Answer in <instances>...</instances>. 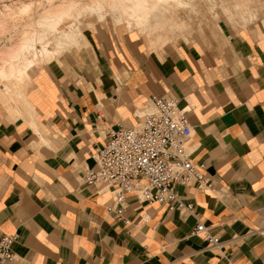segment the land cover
<instances>
[{
  "label": "crops",
  "instance_id": "obj_1",
  "mask_svg": "<svg viewBox=\"0 0 264 264\" xmlns=\"http://www.w3.org/2000/svg\"><path fill=\"white\" fill-rule=\"evenodd\" d=\"M117 26L128 40L88 32L80 53L36 72L21 117H0V232L15 236L12 264H264V29L147 53L132 40L140 34ZM155 97L187 111L192 162L213 188L174 187L191 212L131 195L114 220L109 191L82 182L96 167L87 152ZM198 224L217 248L192 234Z\"/></svg>",
  "mask_w": 264,
  "mask_h": 264
},
{
  "label": "built area",
  "instance_id": "obj_2",
  "mask_svg": "<svg viewBox=\"0 0 264 264\" xmlns=\"http://www.w3.org/2000/svg\"><path fill=\"white\" fill-rule=\"evenodd\" d=\"M186 112L173 97H155L152 108L145 110L136 124L119 126L100 148L87 152L96 167L85 170L82 182L109 191L112 203L107 212L114 220H122L131 195L141 203L158 204L168 211L184 208L191 212L192 207L180 200L174 187L197 183L204 190L213 188L201 166L192 162ZM192 234L201 236L208 249L220 244L203 224H198ZM14 242L15 236L0 232V264L14 262Z\"/></svg>",
  "mask_w": 264,
  "mask_h": 264
},
{
  "label": "rangeland",
  "instance_id": "obj_3",
  "mask_svg": "<svg viewBox=\"0 0 264 264\" xmlns=\"http://www.w3.org/2000/svg\"><path fill=\"white\" fill-rule=\"evenodd\" d=\"M119 1L120 0H0V72H1L0 73V117L1 119L4 118L13 119L14 117H21L23 115L21 109L24 106L28 107V104L25 102V94L36 72L50 61H54V60L58 61L64 58H73L78 53H80L83 50L82 49L83 47L89 45L86 39V35L88 32H97L98 34H101L102 36L105 37L106 36L116 37L119 36L120 33H125V38L127 39L129 37V34L127 33L126 29L123 26H117V25L122 24L127 26V24H125L128 21L127 17L128 15L133 16V12L128 10L124 12L121 8L117 7L116 5ZM147 1L148 3L153 5L156 3L155 0H147ZM182 1L187 3V5H189L190 3L193 4V5H189L192 8L189 7L188 8L189 10L187 9L185 11L183 9L177 10L176 9L177 4H175L173 5L174 10L173 8L172 10H169L168 6L165 7L164 5L161 4L158 5L159 13H157V15L159 14V18L158 19H156L157 17L154 18V14H153V16L150 17L148 24L146 25L147 27L145 26L143 28L142 26L141 28H137L135 26L136 18L134 19L135 21L134 20L131 21L132 23H134L133 24L134 30L131 31H134L135 33L141 35V36L140 35L135 36V38L132 39L133 41H135V44H137L139 48L141 47V49L146 50L147 53L153 51L154 52L172 51L182 44H188L191 46L192 45L200 46L203 49H209L214 46H221V47L224 46L227 33L229 32L240 31L247 28L264 29V5L262 6V4L261 6L263 8L258 9V13H257L258 15L254 17V19L252 18L251 20H244L240 16L237 17L238 20L232 19L231 21L230 20L225 21L224 16L221 15V18L219 20L220 22H217L214 20L211 21L209 17H206L203 14L196 16L195 14H193V7L196 8L197 10L201 9L202 7L201 5H198V0H193V1L182 0ZM212 1L214 2V4H218L219 2L222 3L226 2L224 0H212ZM204 2L206 4L209 3V1L206 0H204ZM96 3H102L105 6V8L109 11L110 14L107 16L106 20L100 22L99 20H97L98 18L96 16L91 15L92 17H90L89 14H85L86 16L84 15V17L82 18L81 20L82 25L79 27V29L77 30L75 29L74 31L70 30L71 32H69V34L67 32L68 35L74 38V40L72 41L69 47L65 49L64 48L61 49L60 53H58L57 55H53V58L51 56L45 61H42L40 58H37L36 61L34 62L35 64H33L34 66L32 65L33 68L31 67V69L29 68L26 71L27 75H25L24 72V74L22 75V77L24 76L23 79L22 77L21 78L17 77L16 79H14L15 76L9 77V79L11 78L10 80H12V82L9 80L10 83H8L7 82L8 78H5L6 80L3 78V74L9 72L13 64L17 65L18 61H20L21 58L23 59L24 53L22 51L26 47L28 41L31 38H33L36 35V33L37 35L40 34L41 29L38 28L39 26L37 24L40 23L39 21H41V19L42 21H44V18L48 16L59 14L60 11L62 12L65 11L71 4H75V6L81 8L84 5H88V4L94 5ZM250 6L253 5L250 4ZM115 7L118 9L117 11L119 12V13L117 12V14L114 13V11L116 10ZM119 9L121 10L119 11ZM191 9L192 11H190ZM183 12L185 13L182 14ZM197 17L203 18V20L201 19L199 21ZM118 19H122V22L119 23ZM68 21L70 20L69 19L64 20L66 24L70 23ZM180 21L181 22L183 21V24H181ZM72 22L73 20L71 21V23ZM188 23H193L195 25ZM100 26H102L103 28H101ZM26 38H28V40ZM143 38L144 39L146 38L148 42L153 44V46L149 47L148 49L145 46L144 43L145 40ZM1 76L3 79L1 78ZM20 79L22 80L19 82ZM140 116L141 114L138 115V117Z\"/></svg>",
  "mask_w": 264,
  "mask_h": 264
},
{
  "label": "bare ground",
  "instance_id": "obj_4",
  "mask_svg": "<svg viewBox=\"0 0 264 264\" xmlns=\"http://www.w3.org/2000/svg\"><path fill=\"white\" fill-rule=\"evenodd\" d=\"M155 1H156V3L153 5V4L148 3L147 0H120L116 6L121 8L124 12L127 10L133 12V16L130 15L131 16L130 17L128 15V17H127L128 21L125 23V24H127V27L129 28V30L131 31V30H134L133 29L134 23H132L131 21H133L135 18H136L135 26L137 28H141L142 26L144 28L148 24L149 19L151 16H153V14H154V18L157 17L156 19H158L159 18V14L157 15V13H159L158 5L162 4L165 7L168 6L169 10H172V8L174 7L173 5L177 4V8H176V6H175V8L177 10L183 9L184 11L190 7L189 5H193L191 3L189 5H187V3H185L182 0H155ZM206 1H209V3L206 4L204 2V0H198V5H201L202 7H201V9H198V10L193 7V14H195V16L203 14L206 17H209V19H211V21L214 20L217 22H220L219 20L221 18V15L224 16L225 21H229V20L231 21L232 19H237V17H240V16L244 20H251L252 18L254 19V17H256L258 15L257 14L258 9L263 8L262 6L264 5V0H224V1H226L225 3L219 2L218 4H214V2L212 0H206ZM250 4H252L253 6H250ZM261 4H262V6H261ZM59 8H61V7H59ZM190 8H192V7H190ZM203 8H204V11H203ZM121 9H119V11ZM117 10L118 9L116 8L114 13L117 14V12H118ZM173 10H174V8H173ZM190 11H192V9ZM168 13H169V11H168ZM184 13L185 12H183L182 14H184ZM85 14H89L90 17H92L91 15H94L98 18L97 20H99L101 22L103 20H106L107 16L110 13L102 3H96L94 5L88 4V5H84L81 8H78L77 6H75V4H71L65 11H63V12L60 11L59 14L48 16V17L44 18V21H42V19H41L42 22L39 21L40 25L37 24L39 26L38 28L41 29L40 34L37 35V33H36V31L38 30L37 29L35 31L36 35L35 36L33 35L34 37L28 41V43L26 44V47L22 51L24 53L23 59L21 58L20 61H18L17 65L13 64V66L10 68V71L7 72L6 74H3V78L4 79L8 78V81H7L8 83H10L9 80L11 79V78L9 79V77L15 76L14 79H16L17 77L21 78L22 75L24 74V72H25V75H27L26 71L29 68L31 69L32 65L35 64L34 62L36 61L37 58H40L42 61H45L48 58H50L51 56L53 58V55H57L58 53H60L61 49H63V48L65 49V48L69 47L71 45L72 41L74 40V38H72L68 34L72 30L74 31L75 29L76 30L79 29V27L82 25L81 20ZM132 17H133V19H132ZM192 17H193V15H192ZM190 18H191V16H190ZM66 19H69L70 21H68V22H70V23L66 24L64 22V20H66ZM198 19H199V21L201 19L203 20V18H198ZM72 20H73V22L71 23ZM118 20H119L118 21L119 23L122 22V19H118ZM181 20H182V18H181ZM177 21H179V20H177ZM181 24H183V21L181 22ZM188 24H193V23H188ZM193 25H195V24H193ZM67 32H68V34H67ZM32 33H33V31H32ZM76 36H78V35H76ZM26 39L28 40V38H26ZM26 39H24V40H26ZM23 43H25V42H23ZM23 53H22V55H23ZM1 65H3V64H1ZM23 77H22V79H23ZM1 78H2V76H1ZM22 79H20L19 82ZM10 81L12 82V80H10Z\"/></svg>",
  "mask_w": 264,
  "mask_h": 264
}]
</instances>
